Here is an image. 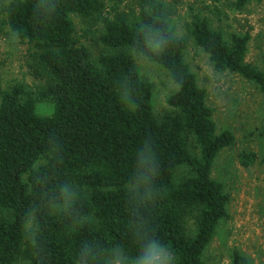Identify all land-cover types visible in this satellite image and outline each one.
<instances>
[{"label":"trees","instance_id":"16d2710c","mask_svg":"<svg viewBox=\"0 0 264 264\" xmlns=\"http://www.w3.org/2000/svg\"><path fill=\"white\" fill-rule=\"evenodd\" d=\"M229 1L242 8L261 0ZM102 8V0H11L6 8L8 29L35 48L29 71L44 85L0 89V264H110L108 255L132 259L151 239L166 246L172 264H205L229 202L211 169L233 146V133L216 131L206 90L184 61L187 42L173 35L164 3L141 8L138 27L125 17L104 20L93 56L74 39L69 16L88 19ZM189 27L216 73L254 83L264 99V73L245 62L248 35L226 42L199 17ZM135 54L176 85L160 118ZM38 102L52 103V115L38 116ZM255 160L239 156L243 167ZM180 166L189 174L175 182ZM231 264L250 263L234 249Z\"/></svg>","mask_w":264,"mask_h":264},{"label":"rangeland","instance_id":"374dc122","mask_svg":"<svg viewBox=\"0 0 264 264\" xmlns=\"http://www.w3.org/2000/svg\"><path fill=\"white\" fill-rule=\"evenodd\" d=\"M153 1L168 7L173 35L185 38L187 42L184 61L196 76L198 86L206 90V103L213 110L216 131L229 130L235 139L233 146L217 155L211 169V178L223 184L229 202L227 217L218 225L203 254V261L205 264H231V253L236 249L250 264H264V164L260 162L264 155L261 135L264 99L254 83L236 74L216 73L208 56L195 45L189 34L190 22L199 17L210 28L220 31L226 42H230L232 35H248L245 62L264 73V0L250 1L242 8H236L229 0H102L100 14L88 19L69 16L74 39L97 56L100 52L97 36L104 20L125 17L131 26L138 27V12ZM10 2L0 0V89L7 90L16 84L33 89L42 87L43 82L33 79L29 71L35 48L6 25L5 12ZM149 43L156 46L150 35ZM133 58L140 77L152 85V110L154 116L160 118L167 109L166 98L175 92L176 85L161 66L139 54ZM52 110L50 102L36 104V114L40 117L51 116ZM190 145H193L192 141ZM242 153H253L255 162L241 166L239 156ZM188 174L186 166L178 167L174 173L175 182ZM185 228L193 233L192 219L186 221ZM118 256L130 264L131 259L122 253L108 255L110 264ZM13 264L30 263L17 260Z\"/></svg>","mask_w":264,"mask_h":264},{"label":"clouds","instance_id":"9594fccd","mask_svg":"<svg viewBox=\"0 0 264 264\" xmlns=\"http://www.w3.org/2000/svg\"><path fill=\"white\" fill-rule=\"evenodd\" d=\"M113 264H129V261L118 256ZM130 264H172V262L166 246L156 239H151L141 243L138 254L131 259Z\"/></svg>","mask_w":264,"mask_h":264}]
</instances>
